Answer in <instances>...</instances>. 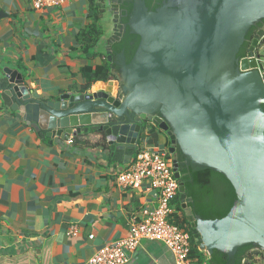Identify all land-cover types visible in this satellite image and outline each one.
<instances>
[{"label": "water", "instance_id": "1", "mask_svg": "<svg viewBox=\"0 0 264 264\" xmlns=\"http://www.w3.org/2000/svg\"><path fill=\"white\" fill-rule=\"evenodd\" d=\"M119 1L112 6L116 20ZM133 6L123 28L141 41L130 63L118 56L116 94L111 81L107 89L45 100L18 70L6 68L4 105L52 138L69 140L93 126L112 151L135 149L145 124L153 123L170 136L172 155L178 145L188 162L223 173L236 189L225 217L205 219L189 207L180 181V199L196 221L206 258L215 249L233 256L246 244L264 250V62L259 52L237 57L249 29L264 19V0H164L156 11L146 0ZM107 53L112 60L111 45Z\"/></svg>", "mask_w": 264, "mask_h": 264}, {"label": "crops", "instance_id": "2", "mask_svg": "<svg viewBox=\"0 0 264 264\" xmlns=\"http://www.w3.org/2000/svg\"><path fill=\"white\" fill-rule=\"evenodd\" d=\"M112 6L113 0H69L61 7L35 10L31 0H0V78L6 77V68L18 70L33 95L45 100L66 92L107 89L111 81L116 94L117 79L92 81L115 34ZM94 24L102 33L92 44L84 38ZM2 91L0 264H91L97 251L128 234L134 215L158 204L157 192L148 183L122 187L117 175L141 144L174 158L170 136L146 123L135 149L112 151L105 136L90 126L73 134L75 141L69 143L64 136L52 138L25 122L19 111L4 105ZM179 205L174 203V214L182 222L184 214L194 220L183 201L182 210ZM72 226L77 228L74 235L69 234ZM128 264L176 260L162 242L144 240Z\"/></svg>", "mask_w": 264, "mask_h": 264}, {"label": "trees", "instance_id": "3", "mask_svg": "<svg viewBox=\"0 0 264 264\" xmlns=\"http://www.w3.org/2000/svg\"><path fill=\"white\" fill-rule=\"evenodd\" d=\"M163 1L146 0V4L149 10L156 11L162 6ZM133 7V0H120L121 16L116 20L115 34L109 40L113 59L109 60L107 56L105 61L97 66L92 72L93 82H107L110 79H118L117 72L120 71L118 56L122 53L125 54L127 63H130L134 58L141 37L139 34L133 33L129 26L126 30L123 29V26L130 20ZM101 33L102 30L98 24H94L85 32L84 39L88 43H97ZM251 40L252 35L250 33V35H247V40L238 55L239 57L246 55L245 46H249ZM174 158L179 161L180 181L185 184L186 194L190 199L189 206L192 208L193 213L205 219H221L225 217L237 199V192L232 182L223 173L211 167L198 166L192 162L187 163L186 156L179 146ZM175 202L180 203L179 209L182 210L180 194ZM182 218H184L183 222L180 220L179 215L174 214L173 222L189 230L191 256L194 259L191 264H244L243 261L245 259L252 258L256 254L261 255L264 261V250L254 244H246L239 247L237 253L233 256L215 249L211 257L207 259L204 250L201 249V235L197 230L196 221L185 214Z\"/></svg>", "mask_w": 264, "mask_h": 264}, {"label": "built area", "instance_id": "4", "mask_svg": "<svg viewBox=\"0 0 264 264\" xmlns=\"http://www.w3.org/2000/svg\"><path fill=\"white\" fill-rule=\"evenodd\" d=\"M31 1L35 10H43L61 7L69 0ZM73 142L74 139L70 138L69 143ZM145 182L157 192L158 204L153 208H143L140 214L134 215L129 221L128 234L97 251L90 259L91 264H128L131 254L144 240L165 244L173 252L176 264H191L189 230L173 222L174 203L181 193L180 180L175 175L174 161L168 151L141 144L129 166L117 175V183L122 187L142 188ZM76 232L75 226L69 230L70 235ZM243 262L264 264L259 254Z\"/></svg>", "mask_w": 264, "mask_h": 264}, {"label": "flooded vegetation", "instance_id": "5", "mask_svg": "<svg viewBox=\"0 0 264 264\" xmlns=\"http://www.w3.org/2000/svg\"><path fill=\"white\" fill-rule=\"evenodd\" d=\"M121 15V12H120ZM255 28V29H254ZM252 35V40L250 42L249 46H245L246 49V55H249L251 52H259L261 51V43H262V39L264 38V19L261 20L260 22H258L257 24L253 25L249 31L246 34V38L245 41L243 42V44L241 45L239 52L237 53V57H239V53L242 51V48H244L245 42L247 40V35ZM250 40V39H249ZM255 40H258L257 43H255ZM261 54V53H260ZM245 55V56H246ZM262 55V54H261ZM244 57V56H242ZM262 57V56H261ZM241 58V57H239ZM236 64V63H235ZM178 150V145H176V151ZM186 162L188 163V161L186 160Z\"/></svg>", "mask_w": 264, "mask_h": 264}, {"label": "rangeland", "instance_id": "6", "mask_svg": "<svg viewBox=\"0 0 264 264\" xmlns=\"http://www.w3.org/2000/svg\"><path fill=\"white\" fill-rule=\"evenodd\" d=\"M110 12L111 11H108V16H109ZM261 54H262V61L264 62V50H262Z\"/></svg>", "mask_w": 264, "mask_h": 264}]
</instances>
